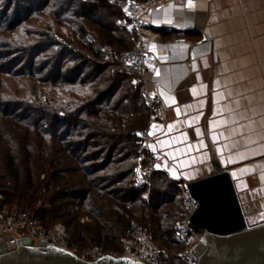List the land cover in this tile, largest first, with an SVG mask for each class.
<instances>
[{"label": "trees", "instance_id": "16d2710c", "mask_svg": "<svg viewBox=\"0 0 264 264\" xmlns=\"http://www.w3.org/2000/svg\"><path fill=\"white\" fill-rule=\"evenodd\" d=\"M0 12V58L15 79H0V209L25 204L47 228L62 222L80 248L121 250L134 219L183 264L176 184L156 172L147 198L134 188L149 111L107 59L134 44L125 14L112 0H0Z\"/></svg>", "mask_w": 264, "mask_h": 264}, {"label": "crops", "instance_id": "0c3cea01", "mask_svg": "<svg viewBox=\"0 0 264 264\" xmlns=\"http://www.w3.org/2000/svg\"><path fill=\"white\" fill-rule=\"evenodd\" d=\"M148 23L164 108L149 125L158 172L182 200L178 184L212 174L215 160L247 220L264 215V0H186Z\"/></svg>", "mask_w": 264, "mask_h": 264}, {"label": "built area", "instance_id": "2783aa9c", "mask_svg": "<svg viewBox=\"0 0 264 264\" xmlns=\"http://www.w3.org/2000/svg\"><path fill=\"white\" fill-rule=\"evenodd\" d=\"M186 0H113V3L125 14L128 27L134 32V44L125 51H108L107 58L116 63L119 71L130 77L142 95L149 111V123L140 133L137 154L132 158L134 165V188L140 190L143 199L148 197L152 180L158 172V156L151 148L153 137L149 125L162 118L164 108L161 104L160 86L154 79L159 65L158 56L152 51L151 43L158 34L148 21L154 10L172 3H184ZM175 41H186L178 37ZM171 54V52H169ZM183 200L180 219L173 233L174 241L182 247L180 258L183 264H198L200 256L196 254L200 238L207 234L191 226V217L198 208V202L191 196L186 184H178ZM78 206L75 207L77 209ZM82 222L90 221L88 215L80 217ZM23 246L44 247L50 244L70 251L75 257L96 262L103 256L116 259H132L141 264H169L167 251L157 246L151 232L144 225L132 221L125 232L121 250L107 249L102 245L80 248L72 243L66 224L57 222L47 228L29 208L0 209V255L18 249L16 239H21Z\"/></svg>", "mask_w": 264, "mask_h": 264}, {"label": "water", "instance_id": "95a60500", "mask_svg": "<svg viewBox=\"0 0 264 264\" xmlns=\"http://www.w3.org/2000/svg\"><path fill=\"white\" fill-rule=\"evenodd\" d=\"M213 173L186 183L198 208L191 217V226L207 234L200 239L196 254L203 264L209 249L208 238L223 240L221 264H264V223L250 226L230 173L213 160ZM18 249L0 255V264H141L132 259L108 256L96 262L75 257L70 251L50 244L46 248L23 246L16 239Z\"/></svg>", "mask_w": 264, "mask_h": 264}, {"label": "rangeland", "instance_id": "374dc122", "mask_svg": "<svg viewBox=\"0 0 264 264\" xmlns=\"http://www.w3.org/2000/svg\"><path fill=\"white\" fill-rule=\"evenodd\" d=\"M112 2H113V0H112ZM4 4V3H3ZM3 4H1V5H3ZM0 17L1 18H4L3 17V15L1 14V12H0ZM125 23H126V21H125ZM27 24V23H26ZM32 24V21H30V23H29V25H31ZM37 24H40L39 22L37 23ZM36 24V25H37ZM3 26H4V21H3ZM2 37V33H0V38ZM1 52H5L4 51V49H2V50H0V56H2V54H1ZM108 59V58H107ZM9 59H5V58H0V79L2 78L3 79V81H5V79H6V82H9V84H11V85H13V81L15 80L14 78H10L8 75H7V73L5 72V70H7V69H9V68H11V64L9 63V61H8ZM115 69H117V68H115ZM5 84V83H4ZM4 84H1V85H3L2 86V88H5V85ZM32 100V99H31ZM30 100V101H31ZM37 204L38 203H36V206H37ZM10 207V206H9ZM26 206H25V204H18V203H15V204H13L12 206H11V208H13V209H22V208H25ZM30 209V208H29ZM133 221H136V222H138L137 220H134L133 219ZM262 223H264V215H254V216H251V217H249L248 218V224L250 225V226H254V225H258V224H262ZM122 240H123V238H122ZM122 240H121V243H122ZM157 243V242H156ZM158 244V243H157ZM172 250V251H179L180 250V248H179V246L178 245H176V244H174V245H172L170 248H169V250Z\"/></svg>", "mask_w": 264, "mask_h": 264}, {"label": "flooded vegetation", "instance_id": "af4514ba", "mask_svg": "<svg viewBox=\"0 0 264 264\" xmlns=\"http://www.w3.org/2000/svg\"><path fill=\"white\" fill-rule=\"evenodd\" d=\"M209 249L203 264H221V259L224 253L223 240H218L213 237L208 238Z\"/></svg>", "mask_w": 264, "mask_h": 264}]
</instances>
